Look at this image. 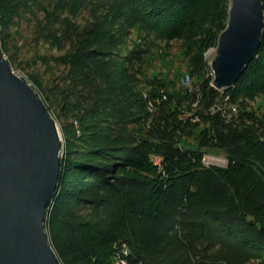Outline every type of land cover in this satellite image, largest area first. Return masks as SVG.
Instances as JSON below:
<instances>
[{
    "label": "trees",
    "instance_id": "obj_1",
    "mask_svg": "<svg viewBox=\"0 0 264 264\" xmlns=\"http://www.w3.org/2000/svg\"><path fill=\"white\" fill-rule=\"evenodd\" d=\"M261 5L255 54L218 89L204 52L227 0H0L7 61L34 63L9 53L23 20L60 52L46 78L27 75L63 139L45 219L59 264H114L121 243L127 264H264V110L248 104L264 94ZM173 41L190 83L170 91L142 56ZM205 154L226 165L203 166Z\"/></svg>",
    "mask_w": 264,
    "mask_h": 264
},
{
    "label": "water",
    "instance_id": "obj_2",
    "mask_svg": "<svg viewBox=\"0 0 264 264\" xmlns=\"http://www.w3.org/2000/svg\"><path fill=\"white\" fill-rule=\"evenodd\" d=\"M262 24L261 4L235 5L218 37L212 86L236 80L256 52ZM62 154L56 121L0 49V264H59L45 219Z\"/></svg>",
    "mask_w": 264,
    "mask_h": 264
},
{
    "label": "rangeland",
    "instance_id": "obj_3",
    "mask_svg": "<svg viewBox=\"0 0 264 264\" xmlns=\"http://www.w3.org/2000/svg\"><path fill=\"white\" fill-rule=\"evenodd\" d=\"M255 3L261 4V0H254ZM230 0H227V13L228 12V4ZM76 21L80 24H84L90 20L87 12H81L75 18ZM228 17L226 20L225 29L227 27ZM14 30V27L13 29ZM32 30L33 24L27 22L26 20L21 21L18 34L14 35V40H11V48L9 53H12L16 50V53L20 59L23 61L33 59L34 63L31 64L30 67L26 66H17L16 61H8L12 70L15 74L20 76L27 83V75L30 73L31 68L36 69L42 78H46L51 71L57 70V67L54 66L51 57L60 53L56 48L49 46L44 42L35 43L32 38ZM136 33L133 32L131 34V38L134 39ZM219 37V36H218ZM39 56L45 57L47 59L46 63L44 60L40 59ZM220 56V46L218 43V39L216 45L213 47H209L204 52V58L207 61V64L210 68V75L212 77V84L214 82V73L212 69V64L214 61L218 59ZM7 58L6 55H4ZM142 68L148 74L156 75L160 77L166 84L168 90H179L183 87L189 86L190 80L184 82V79H187V69H186V61L183 57L182 50L180 48L179 42L173 41L168 45L164 46L163 43L157 46H151L150 50L143 54L142 56ZM30 84V83H29ZM218 89H222L223 87H217ZM248 104L253 107H259L261 111L264 110V94L256 96L252 101L248 102ZM236 108V107H235ZM58 125V124H57ZM59 128V125H58ZM60 131V128H59ZM61 134V131H60ZM61 141L62 135H61ZM185 143H189L193 145L191 139H184ZM183 141V143H184ZM215 158V162L221 164V166L226 165V160L222 154H210ZM212 160V159H210Z\"/></svg>",
    "mask_w": 264,
    "mask_h": 264
},
{
    "label": "bare ground",
    "instance_id": "obj_4",
    "mask_svg": "<svg viewBox=\"0 0 264 264\" xmlns=\"http://www.w3.org/2000/svg\"><path fill=\"white\" fill-rule=\"evenodd\" d=\"M239 1H248L250 3H255L254 0H230V3L228 4V12L229 14L232 12L233 8ZM213 65V64H212ZM234 110V109H233ZM157 160V163H159V157L155 156L153 157ZM128 248L125 244L121 243L117 246L113 263L114 264H127V256H128Z\"/></svg>",
    "mask_w": 264,
    "mask_h": 264
},
{
    "label": "built area",
    "instance_id": "obj_5",
    "mask_svg": "<svg viewBox=\"0 0 264 264\" xmlns=\"http://www.w3.org/2000/svg\"><path fill=\"white\" fill-rule=\"evenodd\" d=\"M186 81H189V78L184 79V82H186ZM210 159H212V160H210ZM151 162H152L153 165L157 166V160L156 159L151 158ZM201 163H202L203 166H209V165H219V166H221V164H219V163L217 164L215 162V158L212 157V155H210V154L203 155V157L201 158Z\"/></svg>",
    "mask_w": 264,
    "mask_h": 264
}]
</instances>
